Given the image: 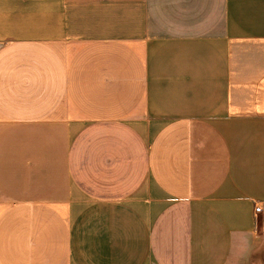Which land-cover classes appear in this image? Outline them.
<instances>
[{
    "label": "crops",
    "instance_id": "obj_1",
    "mask_svg": "<svg viewBox=\"0 0 264 264\" xmlns=\"http://www.w3.org/2000/svg\"><path fill=\"white\" fill-rule=\"evenodd\" d=\"M0 264H264V0H0Z\"/></svg>",
    "mask_w": 264,
    "mask_h": 264
},
{
    "label": "rangeland",
    "instance_id": "obj_2",
    "mask_svg": "<svg viewBox=\"0 0 264 264\" xmlns=\"http://www.w3.org/2000/svg\"><path fill=\"white\" fill-rule=\"evenodd\" d=\"M74 201L76 203V211L77 212H81L83 210V206H86L87 207V205H85V204L82 203L83 200H81L79 197L76 198V194H75ZM88 208H91V207H87L86 209H88ZM95 210H97V208H95Z\"/></svg>",
    "mask_w": 264,
    "mask_h": 264
},
{
    "label": "built area",
    "instance_id": "obj_3",
    "mask_svg": "<svg viewBox=\"0 0 264 264\" xmlns=\"http://www.w3.org/2000/svg\"><path fill=\"white\" fill-rule=\"evenodd\" d=\"M262 211V208L259 204H255L254 206V214H255V218L257 216L258 213H260Z\"/></svg>",
    "mask_w": 264,
    "mask_h": 264
}]
</instances>
